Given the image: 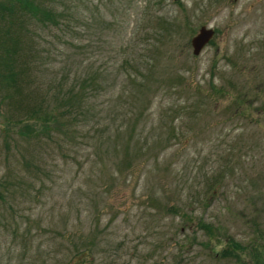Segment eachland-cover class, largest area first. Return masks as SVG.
I'll list each match as a JSON object with an SVG mask.
<instances>
[{
    "label": "rangeland",
    "instance_id": "obj_1",
    "mask_svg": "<svg viewBox=\"0 0 264 264\" xmlns=\"http://www.w3.org/2000/svg\"><path fill=\"white\" fill-rule=\"evenodd\" d=\"M63 1L0 87V264H264V0ZM76 67L107 77L87 122L28 141Z\"/></svg>",
    "mask_w": 264,
    "mask_h": 264
},
{
    "label": "trees",
    "instance_id": "obj_2",
    "mask_svg": "<svg viewBox=\"0 0 264 264\" xmlns=\"http://www.w3.org/2000/svg\"><path fill=\"white\" fill-rule=\"evenodd\" d=\"M67 11L68 7L63 0L59 2L56 0H0L1 88L12 90V88L17 87L14 89L17 91L18 86L23 84V75L30 66L31 58L37 59L32 43L26 40L32 26L37 24L35 26L57 27L66 31L65 28L70 27L66 23ZM85 24L87 28L92 25L87 21ZM74 31L76 41L81 40L78 43L79 52H87L91 43L90 41H83L86 38L85 28L79 24ZM72 60L73 58H71ZM80 62L81 60L78 64ZM89 66L91 69L92 66ZM80 70L76 67L74 70L64 72L61 79L56 83L54 92H52L56 102L46 107L38 103L32 108L26 117L27 119L23 120L24 122L17 128L20 135L26 137L28 141L32 138L37 139L41 132L49 135L57 133L65 137L69 132L72 134L68 127L74 121L87 122L84 119V114L92 112L87 99L92 92L97 91L96 88L100 84L105 83L107 77L102 76L99 79L96 70L95 72L87 68L83 71ZM70 72L72 74L69 75ZM67 85L69 87L66 93L61 94V89ZM38 99H43V97H38ZM204 224L208 227L207 223Z\"/></svg>",
    "mask_w": 264,
    "mask_h": 264
},
{
    "label": "water",
    "instance_id": "obj_3",
    "mask_svg": "<svg viewBox=\"0 0 264 264\" xmlns=\"http://www.w3.org/2000/svg\"><path fill=\"white\" fill-rule=\"evenodd\" d=\"M213 33V28L206 25H201L198 32L191 37L193 53L198 54L203 48V46L213 36Z\"/></svg>",
    "mask_w": 264,
    "mask_h": 264
}]
</instances>
